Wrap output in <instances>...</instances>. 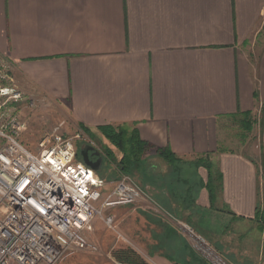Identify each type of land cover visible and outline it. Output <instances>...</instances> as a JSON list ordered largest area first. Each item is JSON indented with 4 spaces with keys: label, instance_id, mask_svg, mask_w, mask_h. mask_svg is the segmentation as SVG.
Segmentation results:
<instances>
[{
    "label": "crops",
    "instance_id": "obj_1",
    "mask_svg": "<svg viewBox=\"0 0 264 264\" xmlns=\"http://www.w3.org/2000/svg\"><path fill=\"white\" fill-rule=\"evenodd\" d=\"M0 59L25 95L90 133L135 128L174 167L175 192H145L168 220L147 263L213 264L184 225L224 264H264V0H0ZM245 114L253 152L224 150L222 120Z\"/></svg>",
    "mask_w": 264,
    "mask_h": 264
},
{
    "label": "built area",
    "instance_id": "obj_2",
    "mask_svg": "<svg viewBox=\"0 0 264 264\" xmlns=\"http://www.w3.org/2000/svg\"><path fill=\"white\" fill-rule=\"evenodd\" d=\"M20 97L0 87V264H58L69 251L90 249L98 214L94 204L103 199L107 184L79 160V135L47 134L38 153L26 147L24 125L8 110L9 102ZM146 195L124 176L107 193L103 207L141 205ZM104 222L115 229L113 215ZM185 231L199 252L213 259L206 242L189 227Z\"/></svg>",
    "mask_w": 264,
    "mask_h": 264
},
{
    "label": "rangeland",
    "instance_id": "obj_3",
    "mask_svg": "<svg viewBox=\"0 0 264 264\" xmlns=\"http://www.w3.org/2000/svg\"><path fill=\"white\" fill-rule=\"evenodd\" d=\"M1 65L6 69L2 67L0 72V87L21 93L19 101L9 102L8 110L17 116L24 125L21 141L29 150L38 153L39 142L47 134L58 133L68 138L79 135L81 139L77 141V147L80 161H83L81 151L88 146L102 157L103 166L97 173L107 184L103 199L108 192L113 190L114 184L124 176L131 178L150 196H153V188L154 190L158 189L159 183L163 190L171 188L173 192L180 187L177 184L176 174L173 173L174 167L165 165L166 163L156 159L151 150L142 155L139 162L131 158V161L134 160L127 163L125 160L127 152L112 145L100 132H83L73 121L67 105L48 97L28 96L21 92V89H17L15 87V69L0 59V67ZM250 117L245 119V117L238 116L222 120L220 134L223 137L222 148L224 150L253 152L256 136L253 130L254 126L252 127L254 116ZM120 165L128 166V170L124 171L125 169ZM176 192L175 194L179 197L183 190ZM189 196L183 194L180 198L187 197L189 199ZM103 199L94 204L98 214L91 234L90 249L69 251L58 264H120L116 260L115 254L126 249H133L145 261L147 258H144L143 255H145V251H149V247L159 249V233L165 230L164 223L168 220H164L155 212L143 210L142 204L107 210L103 207ZM107 215L114 216L115 229L106 227L104 219ZM181 215H178V218L185 221L187 218ZM181 226L187 228L184 225ZM178 231L181 237L187 241L188 246L194 245L191 235L181 229ZM210 251L213 259L205 256L209 261L213 264H224L213 248H210Z\"/></svg>",
    "mask_w": 264,
    "mask_h": 264
},
{
    "label": "trees",
    "instance_id": "obj_4",
    "mask_svg": "<svg viewBox=\"0 0 264 264\" xmlns=\"http://www.w3.org/2000/svg\"><path fill=\"white\" fill-rule=\"evenodd\" d=\"M251 114H245V119L250 117ZM250 120V119H249ZM251 124V123H250ZM253 126V122H252ZM250 127V126H249ZM81 130L85 133H90V130L86 127H80ZM251 128V127H250ZM98 132H100L112 145L116 146L122 151H125V157L127 160V163L132 162L134 159L136 162H139L140 157L144 155L146 152L150 151L152 148L149 144L142 141L137 130L135 128H131L128 126H107V127H101L97 129ZM99 156L98 162L93 163L90 161H87L86 159H83V162L90 168H92L94 171L98 172L102 168V157L99 153H97ZM130 156V157H129ZM156 156L163 159L168 164L172 165L174 162V156L171 155V153H165L162 150H159L156 152ZM174 157V158H173ZM131 158H134L131 161ZM202 165L209 171L210 174V180L208 186L210 187V192H212L211 187H213L214 178L211 173V164L207 161H201ZM121 166V165H120ZM126 170H128V166H121ZM116 260L120 264H149L146 261H144L137 252H135L133 249H126V250H120L115 254ZM173 264H181L179 262L172 261Z\"/></svg>",
    "mask_w": 264,
    "mask_h": 264
},
{
    "label": "flooded vegetation",
    "instance_id": "obj_5",
    "mask_svg": "<svg viewBox=\"0 0 264 264\" xmlns=\"http://www.w3.org/2000/svg\"><path fill=\"white\" fill-rule=\"evenodd\" d=\"M82 151H84L83 157H85V159L87 161H90V162H93V163H97L98 162L99 156L89 146L86 147L85 149H83ZM82 151H81V153H82Z\"/></svg>",
    "mask_w": 264,
    "mask_h": 264
},
{
    "label": "water",
    "instance_id": "obj_6",
    "mask_svg": "<svg viewBox=\"0 0 264 264\" xmlns=\"http://www.w3.org/2000/svg\"><path fill=\"white\" fill-rule=\"evenodd\" d=\"M81 154H82V157H83V155H84V151H82V153H81ZM83 159L85 160V157H83Z\"/></svg>",
    "mask_w": 264,
    "mask_h": 264
}]
</instances>
